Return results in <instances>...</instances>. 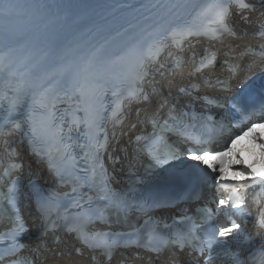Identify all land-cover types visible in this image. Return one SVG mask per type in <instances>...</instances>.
<instances>
[{"label": "bare ground", "instance_id": "6f19581e", "mask_svg": "<svg viewBox=\"0 0 264 264\" xmlns=\"http://www.w3.org/2000/svg\"><path fill=\"white\" fill-rule=\"evenodd\" d=\"M150 1L0 0V45L17 44L34 32L44 28L47 31L43 35L49 36L59 26H67L76 30L84 26L90 28L89 24L93 20L97 21L103 17L108 18V22L112 24V21L120 15ZM203 1L205 0H162L163 10L165 11H163L161 16L169 19L167 21L169 26H174L182 22L188 15H192L193 11L197 10ZM262 1L243 0L248 5L245 8L239 6L238 0L229 1L227 4L229 10L226 17L229 31H224L222 26L221 29L210 33L199 31L183 36L181 43H174L173 41L176 39L168 38L169 40L163 43L161 47L162 52L159 53L160 69L166 67V71L170 74L181 72L184 77L180 82H199L207 91H216V84L223 83L222 79L230 78V80L238 81L240 77L248 73L247 70H252L248 68L249 62L258 57L260 53H264V44L262 43L264 41V8L259 4ZM215 6H217V3H215ZM98 24L103 25V23ZM138 39L136 38V40ZM194 41L195 43L198 41L208 43L207 45H202L200 53V48L198 47H194L190 53L183 51L186 45L185 42L192 43ZM222 44H224L223 47H221ZM204 48L207 51L215 49L218 56L209 67L199 71L197 69L193 70L195 62ZM176 58L182 59V62L178 63V65L174 63ZM236 70L239 71V74L234 76ZM255 70L259 71L262 69ZM168 81L172 83V80ZM240 87H243V84H240ZM142 88L140 92L135 93L137 97H141V101L132 95L131 97L123 95L118 97L116 106L121 108L122 112L109 125L110 133L125 135L124 132H126L127 137H131L148 129V118L152 113H155L156 117H164L167 112L165 104H161L158 95H146L148 89ZM238 92L239 90L236 87L234 93L237 94ZM138 106L140 109H138ZM116 121H118V124H115ZM254 148L255 145L249 151L252 152ZM258 154L262 156L260 162L263 163L264 152H258ZM27 156H30V154L27 153ZM30 158L28 157V159ZM238 163L234 166V171L231 172L230 176H234L235 173L247 168L243 162ZM238 176L243 178L239 174ZM246 179L247 177L243 178L244 181ZM234 186L239 187V184L234 183L232 187ZM29 220L31 225L38 226L39 220L34 218L33 215L29 217ZM254 223V221L251 222V229ZM66 239H68L67 236L61 237L59 241L43 247L39 246L38 250L40 249L43 253L53 254V256L58 252L65 254L73 248V241ZM31 244L35 245V241L31 242ZM152 262L155 264H168L166 259L147 261L148 264Z\"/></svg>", "mask_w": 264, "mask_h": 264}, {"label": "snow or ice", "instance_id": "6c2138e0", "mask_svg": "<svg viewBox=\"0 0 264 264\" xmlns=\"http://www.w3.org/2000/svg\"><path fill=\"white\" fill-rule=\"evenodd\" d=\"M239 2V6L241 8H245L248 5L245 4L243 2V0H238ZM227 11L226 10H222L220 12H218L217 15V22L222 26L224 31H229L228 29V25L226 24V17H227ZM174 43H177L178 41L174 40ZM214 55H210L208 57L202 58L201 63L199 65V68L197 69V71L202 70L204 68L209 67L210 65H212L214 63ZM255 129L254 128H249L248 132H254ZM255 138V136L253 137ZM137 139H140V137H137ZM233 144H235V141H233ZM233 151L232 148H226L225 151L222 152H213L212 150H203V149H190V159L194 160V161H198L200 163H202L206 170H211L212 172H215L216 169V165H219V172H220V176H217L216 179L217 181H219L224 173H225V158L228 156V154ZM152 155V158L155 160L156 164H163L166 161L162 160L159 156V154L157 152H151L150 153ZM239 175L241 176H245V177H250L253 181L256 180V174L251 172L250 169L248 168H244L242 169L239 173ZM262 180H264V177H261ZM228 204V202L224 199H220L219 200V206L221 208H223L224 206H226ZM231 207L233 209H240L242 207H244V203L243 201H240L238 203H234L231 205ZM17 211H19L17 209ZM45 215H47V213L45 212ZM18 220V227L15 229L17 235L22 236L25 232L28 231L27 228L24 227V222L23 219L21 217H17ZM257 224L259 227H264V209L261 210V214L259 219L257 220ZM54 227V225H53ZM241 228V225L237 224V223H232L230 226H219L218 229H214L213 234L211 236V238L209 239L208 243H207V247L209 249V251L211 252L213 245L214 244H219L221 243V241L219 239H217L218 237H222V238H228L231 237L233 235H235L238 230ZM67 231L68 232H75L78 235V238L81 240V242L83 244H85L89 249H102V254L106 256L107 259H111L113 252L115 250L116 247H128L130 245H118L115 241L113 242H108L107 240H105L103 243H98L96 242L95 237L88 235L87 233H85L79 226L77 225H72L69 224L67 226ZM107 235V234H105ZM183 238L180 237L178 239V243L181 249H183L184 245L182 242ZM167 244H163L158 248H153L150 249L151 251H155V252H161L163 250L164 247H166ZM19 247H24V245H19ZM198 251H203V247L198 248ZM77 252H79V249H77ZM264 254V253H262ZM96 257L93 256V259H95Z\"/></svg>", "mask_w": 264, "mask_h": 264}, {"label": "rangeland", "instance_id": "374dc122", "mask_svg": "<svg viewBox=\"0 0 264 264\" xmlns=\"http://www.w3.org/2000/svg\"><path fill=\"white\" fill-rule=\"evenodd\" d=\"M198 44H201V42H198ZM222 45H223V44H222ZM222 45H221V46H222Z\"/></svg>", "mask_w": 264, "mask_h": 264}]
</instances>
